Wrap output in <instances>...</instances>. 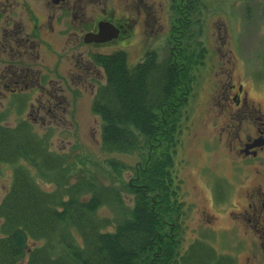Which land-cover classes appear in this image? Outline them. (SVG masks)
Here are the masks:
<instances>
[{
    "label": "rangeland",
    "instance_id": "rangeland-1",
    "mask_svg": "<svg viewBox=\"0 0 264 264\" xmlns=\"http://www.w3.org/2000/svg\"><path fill=\"white\" fill-rule=\"evenodd\" d=\"M36 3L39 4V0ZM108 7L109 16L113 8L124 10L121 1L111 0ZM139 9L143 13L140 14L138 10L137 16L135 11L128 10L129 21H137L132 27V34H129L131 42L122 48L112 46L97 49L82 46L77 43L82 38V33L70 35L71 29L65 25L68 30L64 36L66 42H59L58 49L56 42L52 46L47 44V50L39 53V56H44V63H52L49 68L43 64V68L52 79L51 82L59 85L56 88H60L58 96H54L53 100L50 96H43L42 102L46 105L54 104L59 110L56 111L58 115L45 114L42 108L39 113L36 112V98H40L37 94L25 96L22 105L17 107L10 104L13 97L0 96V120L4 121L6 127H13L19 120L28 122L35 134L49 139V151L64 157L62 167L53 171L38 172L26 163L40 186L48 192H56L58 200H67L73 188L85 184H90L91 189L85 198L91 195L92 190L114 186L119 189L125 200L124 204L130 207L129 190L125 182H129L134 174L123 171L120 177L116 176L118 174L106 163V158L110 155L101 150V120L92 111L91 105L98 85L105 82V76L103 69L93 61L98 55L118 49L126 53L130 67L152 57L158 62L170 55L174 64L178 65L177 68H183L179 78L183 87H179L182 91L176 92L169 104L171 107L168 106L167 111L170 113L169 116L166 115L167 138L163 139V136L158 135L156 142L145 143L138 153L116 157L140 171L151 156L162 160L163 153L170 156L171 165L167 171L175 193L170 198L172 200L175 197L178 203L176 213L172 212L174 220H170V226L177 228L170 229L165 224L167 227L165 226L164 233L169 235L170 229L173 240L178 243V249H186L196 234L199 236L203 231L210 233L201 229L202 227L212 231V235H209L210 243L218 253L228 251L236 243L239 246L242 242V247H245L244 229H227L224 225L228 226V220L221 217L223 212L220 210H223V206L219 204L215 210L210 207V198L204 189L205 183L201 182L200 169L207 163H217L215 156L221 152L220 146H216L217 140L210 134L214 127L219 129L224 123L213 117L209 123L211 129H207L206 124L208 110L212 108V98L218 85L230 73H226L227 69L223 70L226 65L220 55L223 56L229 49L227 46L233 43L242 64L247 60V55L250 60L255 58L253 50L259 35L262 36L264 32V0H142ZM67 38H72V42L68 43ZM213 49L221 54H216ZM182 52L185 53V60L176 59ZM57 55L60 60H56ZM234 64L232 61L228 67L232 68ZM77 72L79 75H76ZM56 98L61 100L57 101L58 105L54 102ZM31 103L35 104L31 107ZM206 141L209 146L212 143L214 151L207 153L203 148ZM224 156L226 155L221 154L220 157ZM262 156L264 157V153ZM228 167L224 171L227 172ZM11 180L10 166L0 163V201L9 189ZM235 200L236 197L233 202ZM239 202H242V197ZM225 203L227 206L231 202L226 200ZM215 212L216 218L211 217V225L215 226L211 230L205 224ZM225 212L224 215L228 216L229 213ZM96 217L105 224L110 219L114 220L116 214L104 206L98 209ZM114 222L115 220L105 230L113 231ZM219 226H222L221 229H218ZM64 231L66 237L79 241L78 235L70 227L65 226ZM59 249L66 252L64 245H59Z\"/></svg>",
    "mask_w": 264,
    "mask_h": 264
},
{
    "label": "trees",
    "instance_id": "trees-1",
    "mask_svg": "<svg viewBox=\"0 0 264 264\" xmlns=\"http://www.w3.org/2000/svg\"><path fill=\"white\" fill-rule=\"evenodd\" d=\"M176 59L185 60V53ZM93 62L105 76L91 105L101 120V150L110 155L106 163L116 176L123 171L134 174L125 182L131 206L124 204L114 186L92 190L85 198L90 184L77 186L67 200H58L56 192L40 186L26 163L38 172L53 171L62 167L64 157L49 151V139L35 134L28 122L6 127L0 120V163L10 166L12 174L0 201V264H216L220 257L211 245L192 243L181 251L173 240L170 229L177 227H171L170 220L178 203L175 197L171 200L175 193L167 171L170 156L163 153L162 160L153 155L140 171L116 157L138 153L158 135L167 138V110L183 87L179 80L183 68L178 69L170 55L130 67L124 51L98 55ZM104 206L116 214L113 231L105 228L114 220L104 224L96 217ZM65 226L79 241L66 237ZM17 228L27 234L28 250H17L8 237ZM59 245H64L65 253Z\"/></svg>",
    "mask_w": 264,
    "mask_h": 264
},
{
    "label": "flooded vegetation",
    "instance_id": "flooded-vegetation-1",
    "mask_svg": "<svg viewBox=\"0 0 264 264\" xmlns=\"http://www.w3.org/2000/svg\"><path fill=\"white\" fill-rule=\"evenodd\" d=\"M110 1L39 0L37 4V0H0V96L13 97L10 104L17 107L22 105L25 96L37 94L40 98H36V112L39 113L42 108L45 114L58 115L54 104L42 102L43 96H50L53 100L60 88H56L59 85L51 82L43 68V64L49 68L52 63H44L45 58L39 53L47 50V44L52 46L56 42L58 49L59 42L65 43L67 28L71 29L70 35L82 33V38L77 40L82 46L103 49L129 45V34H132L137 20L132 19L130 23L128 10L135 11L136 16L138 10L140 14L143 13L139 9L142 0H112L123 2L124 10L113 8L109 16ZM101 31L106 34L112 31L115 37L105 42L87 41ZM262 34L253 50V60L247 55V60L242 64L233 43L227 46L229 49L223 56L220 55L226 65L223 70L227 69L226 73H230L225 81L219 83L212 98V108L208 110L207 129L213 117L220 119L224 126L219 129L214 127L210 134L217 140L216 146H220L221 152L215 156L217 163H207L201 167V182L205 183L210 207L215 210L217 205L223 206L221 217L228 220V226H224L227 229L242 227L243 239L246 240L245 247H242V242L239 246L236 243L226 252L218 253L212 246L220 257L216 264H264V41L259 43L264 40V32ZM71 39L67 38V42H72ZM116 51L123 50L111 53ZM212 51L221 54L217 49ZM56 58L61 59L59 55ZM232 61L235 64L229 68ZM76 75H79L78 72ZM57 101H61L60 98L55 99L56 105L59 104ZM208 143L203 144L207 153L215 149L211 147L212 143L210 146ZM221 154L226 156L222 158ZM225 167L229 168L227 172L224 171ZM241 197L242 202H239ZM226 200L231 202L227 206ZM225 211L229 213L228 216L224 215ZM216 212L206 220L205 225L210 229L215 226L211 225V217L215 219ZM201 229L210 233L203 231L199 236L196 234L190 244L211 245L209 235H212V231Z\"/></svg>",
    "mask_w": 264,
    "mask_h": 264
},
{
    "label": "water",
    "instance_id": "water-1",
    "mask_svg": "<svg viewBox=\"0 0 264 264\" xmlns=\"http://www.w3.org/2000/svg\"><path fill=\"white\" fill-rule=\"evenodd\" d=\"M103 32L101 31L99 35L90 37V39H88L87 41L105 42L109 40L111 37H115V33H113L112 31H109L107 34ZM9 239L12 241L13 246L17 250H25L27 248L28 237L27 234L21 229L17 228L13 230L9 234Z\"/></svg>",
    "mask_w": 264,
    "mask_h": 264
}]
</instances>
